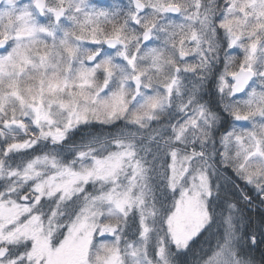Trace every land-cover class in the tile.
<instances>
[{"label":"snow or ice","instance_id":"obj_1","mask_svg":"<svg viewBox=\"0 0 264 264\" xmlns=\"http://www.w3.org/2000/svg\"><path fill=\"white\" fill-rule=\"evenodd\" d=\"M0 264H264V0H0Z\"/></svg>","mask_w":264,"mask_h":264}]
</instances>
